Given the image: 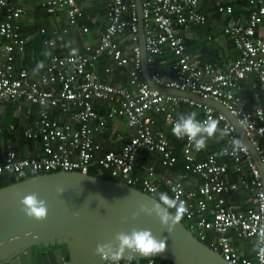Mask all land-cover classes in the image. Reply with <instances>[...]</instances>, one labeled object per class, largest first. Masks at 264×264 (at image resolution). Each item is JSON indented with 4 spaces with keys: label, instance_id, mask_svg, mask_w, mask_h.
Returning a JSON list of instances; mask_svg holds the SVG:
<instances>
[{
    "label": "built area",
    "instance_id": "2783aa9c",
    "mask_svg": "<svg viewBox=\"0 0 264 264\" xmlns=\"http://www.w3.org/2000/svg\"><path fill=\"white\" fill-rule=\"evenodd\" d=\"M201 0H142L147 64L152 81L167 88L189 90L224 105L237 117L251 146L263 162L264 169V106L250 108L239 93L241 81L254 77V86L264 88V37L258 31L264 27V0H248L245 22L231 19L223 31L239 50L238 58L226 71H219L212 63L193 60L187 51L184 37L177 28L192 23H204L207 15L200 10ZM47 12L67 10L69 26H76L83 18L77 0H41ZM217 11L232 16V4L217 0ZM27 10L18 0H0V103L22 100L38 107L35 122L23 131L27 139L42 143L41 156L20 155L13 143L6 145L0 162V179L5 174L24 171H79L94 169L107 172L112 179L122 181L154 195L162 182L169 185L170 197L184 201L188 212L182 221L201 241L209 240L210 231L219 234L212 243L226 260L234 264H264V178L249 145L228 116L214 106L189 97L161 92L145 78L140 25L136 0H110L106 12L107 25L94 43H86L82 51L53 53L46 68L34 74L23 65L27 38L22 33L21 18ZM68 27L62 34L69 33ZM83 27V32H89ZM43 27L44 44L52 50L66 49V42L47 36ZM128 42L124 45L125 42ZM171 51L172 76L166 77L160 65ZM108 56L115 66L128 68V84L115 86L103 81L96 72L102 56ZM182 105L203 111L199 120H219L225 133L223 144L215 150H197L184 138L182 154L184 169L172 180L149 166L145 177L134 174L141 151L157 152L161 163L175 167L178 155L168 134L155 130L152 113H160L172 128ZM102 109V112H101ZM122 118L134 129L131 137L118 133L122 148L103 151L95 138L113 120ZM198 119V118H197ZM7 127V128H6ZM6 130L18 131L14 123L0 125V149ZM243 141V150L232 154L231 141ZM227 150V154H225ZM204 158H199L201 154ZM229 161L236 166V177L230 176ZM243 166H245L243 168ZM189 174L200 178L195 188H186ZM250 194L252 204L246 209H231L227 198L234 193ZM246 240H255L254 258L246 257L233 243L230 232ZM139 260V261H138ZM103 264H112L106 261ZM118 264H128L126 259ZM132 264H168L163 259L148 257L135 259ZM169 264H173L170 263Z\"/></svg>",
    "mask_w": 264,
    "mask_h": 264
},
{
    "label": "water",
    "instance_id": "95a60500",
    "mask_svg": "<svg viewBox=\"0 0 264 264\" xmlns=\"http://www.w3.org/2000/svg\"><path fill=\"white\" fill-rule=\"evenodd\" d=\"M136 2L146 80L163 93L184 95L224 112L249 145L264 178L260 156L251 146L237 117L224 105L152 81L147 64L142 0ZM36 176L0 187V264H103L106 261L95 252L97 244L113 241L117 232L130 231L133 227L151 229L158 238L167 240L166 250L151 257L173 264H234L195 236L182 220L169 233L155 215L141 213L133 219L132 214L152 196L137 187L79 171ZM58 188L65 191L60 193ZM29 193H38L47 201L49 211L45 220L29 218L21 211L19 201ZM76 212L80 215H75ZM135 255L137 259L148 258L139 253Z\"/></svg>",
    "mask_w": 264,
    "mask_h": 264
},
{
    "label": "crops",
    "instance_id": "0c3cea01",
    "mask_svg": "<svg viewBox=\"0 0 264 264\" xmlns=\"http://www.w3.org/2000/svg\"><path fill=\"white\" fill-rule=\"evenodd\" d=\"M81 0H78V2ZM88 1V3L86 2ZM101 0H85L88 8L90 9L89 17L94 23L90 26V31L83 33L82 25L79 24L71 27L69 33L66 36L62 34V20H66L65 11H60L57 16L50 15L40 8L41 0H18L21 6H24L27 10L26 14L21 18L20 23L22 25V33L27 38V47L24 54L23 61L25 66L30 69L31 73L39 74L46 68L49 63V59L52 54L66 53V51H82L86 43L97 42L100 33L105 29L107 25L106 12L96 15V4ZM223 3L232 4L235 10L234 15L227 16L216 11L217 0H201L200 10L207 15V20L204 23H192L188 28L178 27L177 33L184 37L187 51L193 58V60L200 61L202 63H212L217 70L226 71L232 63L238 58L239 50L236 48L233 40L223 31L225 24L231 21V19L245 22L248 17L247 6L245 2L248 0H221ZM235 2L236 7H235ZM84 3V4H85ZM43 12L46 16L43 20H36L39 13ZM3 14L0 13V20H2ZM59 19V21H58ZM45 27L48 32L47 36L62 40L66 42V49L52 50L44 44V35L40 33V29ZM258 33L264 37V27L258 31ZM43 40V41H42ZM128 42L126 41L124 45ZM159 61L165 58L166 64L160 65L161 72L168 78L171 77L172 68L171 64L175 60V57L171 51H168L164 56H158ZM113 64V60L104 55L99 60L96 66V72L100 78L112 85L120 86L128 84L129 74L128 68L115 66L112 71L107 72L106 68ZM42 65V67H38ZM35 70V71H34ZM239 93L248 102L250 108L256 106H264V88H257L254 86V77L248 76L241 81V87ZM6 105V107H4ZM195 111L198 113L197 118L200 119L203 116V111L198 108H191L187 105H183L179 110L180 113H190ZM38 107L27 104L22 100H7L0 103V125L8 126L10 123H14L17 126L18 132L11 134L12 131L6 130L2 139V148L0 149V162L3 161L6 145L11 142L18 149L19 153L29 154L32 153L35 156H41L42 143L37 140L26 139L23 136H19L26 127L33 124L38 116ZM102 112V109H101ZM152 116L155 119V130L165 131L170 137L174 150L179 156L177 165L175 167L163 166L160 159V154L157 152L141 151L137 164L135 166L134 174L140 177L146 176V171L149 166H154L156 171L163 174L168 179H176L177 174L183 170L182 146L184 139H178L172 135L171 127L168 126L162 114H154ZM7 128V127H6ZM219 129L222 130V125L219 122ZM21 131V132H20ZM121 133L126 137H131L134 134V129L129 128L124 119L119 118L110 122L108 128L103 132L97 133L95 138L102 145V150H118L122 148L123 142L119 140L117 134ZM225 133L218 132L213 138L208 139L206 152L218 149L224 142ZM28 140V142H27ZM21 143H24L23 146ZM205 154H201L199 158H204ZM230 164V176L235 179L236 166L232 161ZM245 166H243L244 168ZM200 182V178L195 175L189 174L185 181L186 188H195ZM159 192H166L170 196L169 185L167 182H162ZM158 192V193H159ZM228 206L231 209L239 210L246 209L252 204L250 194L234 193L227 198ZM230 235L233 238V243L242 252L243 255L249 258H254L257 243L255 240H246L239 238L232 230ZM219 234L213 231L209 233V241L212 243L218 238Z\"/></svg>",
    "mask_w": 264,
    "mask_h": 264
},
{
    "label": "clouds",
    "instance_id": "9594fccd",
    "mask_svg": "<svg viewBox=\"0 0 264 264\" xmlns=\"http://www.w3.org/2000/svg\"><path fill=\"white\" fill-rule=\"evenodd\" d=\"M38 67H42V65H38ZM197 115L198 113L195 111L179 114L171 132L178 139L186 137L197 150H202L206 148L208 139L213 138L222 130L219 129L217 119L208 118L201 121L197 119ZM231 146L232 154H237L244 147L243 141L239 138H233ZM225 154H227V150H225ZM33 177L37 178L35 169H33ZM57 190L60 193L65 191L63 188ZM19 203L21 211L29 218L45 220L48 216L47 201L40 198L38 193H29L23 196ZM187 212L188 208L184 201L174 199L166 192H159L151 196L149 201L142 203L139 211L132 214V218L137 219L141 213L149 216L155 215L159 218L162 227L172 233ZM75 215L79 216L80 213L76 212ZM262 237H264V233H262ZM166 248L167 240L158 238L151 229L133 227L130 231L117 232L113 241L97 244L95 252L103 260L111 261L112 264H118L121 259H126L128 264H132L137 253L144 257H151L153 254L164 252ZM261 251H264V248H261Z\"/></svg>",
    "mask_w": 264,
    "mask_h": 264
},
{
    "label": "trees",
    "instance_id": "16d2710c",
    "mask_svg": "<svg viewBox=\"0 0 264 264\" xmlns=\"http://www.w3.org/2000/svg\"><path fill=\"white\" fill-rule=\"evenodd\" d=\"M78 1V0H77ZM109 1L110 0H101V1H97V4H96V7H95V10L97 11V12H100V13H104V12H107L108 11V5H109ZM87 3H88V1H86ZM79 4H80V6H81V8H82V11H83V13H84V15H83V18H81L80 19V21H79V23L77 24L78 26H79V24L80 25H82V28L85 26V27H89V29H90V26H93L94 25V23L91 21V19L90 18H88L89 17V14H90V9L88 8V6H87V4L85 3V0H81V1H79L78 2ZM85 3V4H84ZM236 3L237 2H235L234 4H235V6H236ZM238 4V3H237ZM245 6L244 7H246L247 5H248V1H246L245 3ZM40 8L41 9H43L44 10V8L42 7V6H40ZM216 11H217V2H216ZM60 11H65V13H66V16H67V10L66 9H64V10H57L56 12H47L48 14H50V15H54V16H57L58 15V13L60 12ZM218 12V11H217ZM234 13H235V10H234V12L232 13V15H234ZM104 14H106V13H104ZM58 21H59V19H58ZM61 23H62V27H61V30H62V28L63 27H68L69 29H71V27H74V26H69V19L66 17V20L64 21V20H62L61 21ZM83 33H85V34H87L88 32H83ZM63 36H66V35H63ZM44 38V37H43ZM43 41V40H42ZM158 59H159V57H158ZM159 61V60H158ZM23 65H25V62L23 61ZM29 69V68H28ZM29 71H30V69H29ZM43 71V70H42ZM257 88H262L261 86H257ZM201 110V109H200ZM219 121V120H218ZM18 132V131H17ZM16 132V133H17ZM21 132V131H20ZM11 134H15V132H12ZM19 136H23L24 137V135H23V132H21L20 134H19ZM27 139V138H26ZM29 140V139H28ZM28 140H27V142H28ZM23 144L24 143H21V145L23 146ZM18 150V149H17ZM21 155V154H20ZM22 155H25V154H22ZM183 160V169H184V156L182 155V157H181ZM178 159H179V156H178ZM177 165V164H176ZM42 173H47V172H45V171H38V172H36V175H38V174H42ZM90 174H92V175H96V176H101V177H104V178H108V179H112V177L107 173V172H102V170H100V169H94V170H92L91 172H90ZM31 176H33V171H24V172H22V173H18V174H13V175H4L1 179H0V187H2V186H5V185H8V184H11V183H13V182H16V181H19V180H22V179H25V178H28V177H31ZM235 178V177H234ZM185 224H186V222H185ZM205 243H207L208 245H211L212 246V242L211 241H209V240H206L205 241ZM35 250H37V249H35ZM139 261V260H138ZM163 261H165V260H163ZM165 263H168L169 264V262L168 261H165Z\"/></svg>",
    "mask_w": 264,
    "mask_h": 264
},
{
    "label": "bare ground",
    "instance_id": "6f19581e",
    "mask_svg": "<svg viewBox=\"0 0 264 264\" xmlns=\"http://www.w3.org/2000/svg\"><path fill=\"white\" fill-rule=\"evenodd\" d=\"M191 56V55H190ZM149 83V82H148ZM150 84V83H149ZM156 84V83H155ZM158 85V84H157ZM160 86H162V85H160ZM163 87H165V86H163ZM165 88H167V87H165ZM169 89H176V88H169ZM160 90V89H159ZM177 90H180V91H189V90H181V89H177ZM191 92V91H190ZM169 94V93H168ZM173 95H175V94H173ZM178 96H184V95H178ZM184 97H187V96H184ZM190 98V97H189ZM192 99V98H191ZM194 100V99H193ZM195 101H197V100H195ZM183 106V105H182ZM181 106V107H182ZM181 109V108H180ZM154 114H160V113H154ZM32 140V139H31ZM39 141V140H38ZM41 142V141H40ZM258 154V153H257ZM36 172H38V171H36ZM46 172V171H45ZM53 172H57V171H53ZM19 173H22V172H19ZM47 173H50V172H47ZM13 174H18V173H12V174H5V175H13Z\"/></svg>",
    "mask_w": 264,
    "mask_h": 264
},
{
    "label": "rangeland",
    "instance_id": "374dc122",
    "mask_svg": "<svg viewBox=\"0 0 264 264\" xmlns=\"http://www.w3.org/2000/svg\"><path fill=\"white\" fill-rule=\"evenodd\" d=\"M98 14H100V13L99 12H96V15H98ZM46 16L51 17L50 15H45V14L43 15V12L40 11L39 16L37 17L36 20H43ZM4 107H6V105H4Z\"/></svg>",
    "mask_w": 264,
    "mask_h": 264
}]
</instances>
